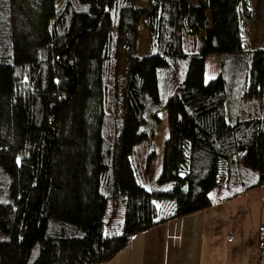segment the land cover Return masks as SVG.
<instances>
[{"label": "trees", "instance_id": "obj_1", "mask_svg": "<svg viewBox=\"0 0 264 264\" xmlns=\"http://www.w3.org/2000/svg\"><path fill=\"white\" fill-rule=\"evenodd\" d=\"M249 18L247 0H0V264H108L133 236L264 186ZM170 108L189 137L147 181Z\"/></svg>", "mask_w": 264, "mask_h": 264}, {"label": "rangeland", "instance_id": "obj_2", "mask_svg": "<svg viewBox=\"0 0 264 264\" xmlns=\"http://www.w3.org/2000/svg\"><path fill=\"white\" fill-rule=\"evenodd\" d=\"M189 2L195 4V0H189ZM247 3L250 10V18L241 23V31L246 48H264V0H247ZM135 6L145 7L137 3H135ZM142 23H144V18L140 19L137 26V40L134 53L136 56H144L149 53L148 36L147 32L141 27ZM216 61L215 55L207 56L205 60V80L210 78L208 68L213 71ZM123 68L124 64H121L120 82L123 76ZM118 107L117 123L119 131L121 128V99L118 101ZM174 112L170 108L167 112L163 111L159 115L160 123L155 130L152 144L153 149L151 148L154 152V157L148 166V173H146L147 181H154L159 170L162 172L164 169L167 176L170 174V171L175 168L179 160L177 156V144L180 139L189 137L190 125L178 123L174 117ZM184 128L185 132L180 131ZM134 151L135 153L137 152L136 149ZM177 198H181L179 194H177ZM203 213L204 220L199 221V219L196 225L202 224V232H207L203 233L204 235L212 232L213 225L215 226V231L217 230L218 236H227V231L230 230L238 237L236 241L234 240V243H240V246H247V243L251 244L254 241L255 254L259 246V239L262 238V256L264 258V186L249 190L245 194L227 202L213 205ZM120 218L119 213L115 222ZM207 224L209 225L207 226ZM242 252L241 250L239 257H242ZM243 253L246 255L247 250ZM240 261L242 262V258H240Z\"/></svg>", "mask_w": 264, "mask_h": 264}, {"label": "crops", "instance_id": "obj_3", "mask_svg": "<svg viewBox=\"0 0 264 264\" xmlns=\"http://www.w3.org/2000/svg\"><path fill=\"white\" fill-rule=\"evenodd\" d=\"M205 210L180 213L173 221L133 236L108 264H255L254 241L240 246L234 243L236 234L228 230L227 236H218L211 224L212 232L203 234L207 232H202V224L196 223L204 220ZM241 250L247 254L239 257ZM260 264H264L262 255Z\"/></svg>", "mask_w": 264, "mask_h": 264}]
</instances>
